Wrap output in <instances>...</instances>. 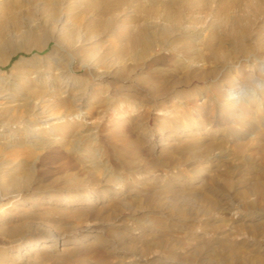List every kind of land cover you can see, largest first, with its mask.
I'll return each instance as SVG.
<instances>
[{"label":"rangeland","instance_id":"1","mask_svg":"<svg viewBox=\"0 0 264 264\" xmlns=\"http://www.w3.org/2000/svg\"><path fill=\"white\" fill-rule=\"evenodd\" d=\"M18 2L0 0V22L6 6L13 9L11 19L18 14L14 19L22 30L42 21L39 11L31 21L23 11L27 6L21 7ZM69 2L73 0H65L63 7ZM207 2L210 15L202 18L198 10L188 9L191 4L168 0H126L119 6L110 0L89 6L84 0L70 10L63 9L57 29L63 27L67 15L72 18L66 24L75 22L83 32L107 25L82 43L92 46L95 41L103 53L121 43L118 35L129 25L133 29L146 25L151 33L168 27V36L165 42L156 44L148 60L107 59L97 63L72 58L58 66L56 59L51 62L46 57L57 44L54 37L42 49L33 46L13 54L0 66V75L15 83L12 90L0 94V177L5 172L20 174L25 161L32 167L39 157L35 172L45 188L41 193L53 191L48 187L58 181L79 177L82 186L73 190L76 194L99 193L105 197L99 203L68 204L63 207L64 217L54 213L52 223L72 226L76 237L89 225H103L105 236L124 235L129 241L125 245L128 251L141 255L147 263L164 264L173 259L183 264L254 263L252 259L236 261L219 254L222 243L229 242L246 246L247 256L264 257V251L258 248L264 234H254L252 227L264 226V218L250 217L256 210L264 213L258 190L264 183V0ZM171 42V46H177L173 54L178 59H159L169 54ZM153 56L157 58L151 59ZM22 57L28 58L27 63L13 69ZM73 83L76 88H70ZM31 89H40L41 94L27 102L23 97L30 96ZM48 89L55 91L49 93ZM12 92L15 102L10 99ZM64 99L69 101L63 105ZM26 103L30 107L25 112ZM70 105L76 112L85 111L83 118L66 117L64 112ZM15 111L21 118L9 119ZM147 115L150 124H146ZM130 116L136 118L134 123L124 125ZM108 130H115L116 136L111 139ZM214 130L217 133H209ZM87 132L93 138L84 142V147L92 153H85L68 171L59 170L61 160L40 156L46 143H59L73 134H81L84 139ZM224 132L230 139L218 140ZM139 140L140 149L135 151L132 146ZM213 142L216 145L212 149ZM220 151L228 156L215 159ZM92 162L103 163L107 171L96 172ZM110 172L113 178L108 180ZM199 174L207 178L210 187H222L231 194L224 206L202 204L205 182L195 178ZM37 191L30 187L16 200L13 193L3 196L0 188V225L36 212L35 220H46L41 218L45 211L62 208ZM176 199L201 207L199 214L181 215ZM222 207L234 209L226 213ZM90 208L94 214L85 219L83 210ZM27 246L34 257L38 247ZM73 246L40 247L63 254L65 247ZM0 249L3 254L12 252L9 261L14 264L27 263L26 259L15 258L17 251H7L1 233ZM105 249L111 255V264H132L129 252ZM62 257L42 260L59 262ZM88 263V259L75 260V264Z\"/></svg>","mask_w":264,"mask_h":264},{"label":"bare ground","instance_id":"2","mask_svg":"<svg viewBox=\"0 0 264 264\" xmlns=\"http://www.w3.org/2000/svg\"><path fill=\"white\" fill-rule=\"evenodd\" d=\"M21 7L26 5L27 7L23 9L24 13L31 18V21H34L35 18L33 15L36 11L42 14V21L38 22V24L30 29L22 30L18 27L17 21H15V17L17 19L18 14L15 13L11 19L10 15L12 14L11 7L6 6L2 12L0 22V66L7 63L11 56L15 54L18 50H30L32 47H37L42 49L45 44L48 43L51 37H54L57 44L53 47L52 51L46 56L48 61L54 62L56 59L59 63L58 66L64 65L66 62H69L72 58L79 60L81 62H97V63H104L109 59L111 62L113 61H123L124 59L134 58L139 60H148L151 55L154 54V48L156 47L157 43L165 42V38L168 36V27H164L162 31L158 33H151L148 31V27L146 25H136L134 29L128 26L127 29L120 32V37H118V41L121 43L119 45H113L111 51L107 50L105 53L100 52V48L97 42L93 41L92 46H86L82 44L85 40H88L95 37L98 33L105 30L107 25L104 24L103 26H99L98 28L90 27L88 31H82L80 27L73 22L72 25L66 24L69 22V19L72 18L71 15H67L64 19L63 27L61 29H57L58 25L61 23V17L63 9L70 10L75 5L82 3L84 0H73V3H68L67 6L65 4V0H18ZM89 6L97 5L99 3L104 2L105 0H85ZM126 0H110L113 5L119 6ZM163 1V0H162ZM166 1V0H165ZM171 3H180L182 2L183 5L191 4L188 9H196L199 11L201 18L208 17L210 15L209 7H208V0H168ZM17 4V3H15ZM34 6L35 8H33ZM17 6H15L16 8ZM66 12V11H65ZM64 14V12H63ZM64 17V16H63ZM192 20H195L192 17ZM201 20V19H200ZM15 21L13 25H10V22ZM72 21H74L72 19ZM81 42V44L77 45V42ZM173 42L169 43V54H165L163 56L158 55L159 59H178V55L173 54V50L177 46H171ZM193 42H189L188 44L192 45ZM158 45V44H157ZM175 49V50H176ZM178 50V49H177ZM227 56H230L229 54ZM157 57L153 56L151 59L155 60ZM30 60V59H29ZM28 58L22 57L15 63L13 66L17 68L19 64L27 63ZM3 69L0 67V72ZM47 82V80H46ZM65 83L68 80L64 81ZM0 83L3 85L0 86V94L3 91L12 90V86L15 83L10 82L7 77L3 74L0 75ZM76 88V85L73 83L70 85V88ZM14 89V88H13ZM16 89V88H15ZM14 89V91H15ZM35 89L30 90V96L23 97L24 100L27 102L28 99L32 97H38L41 92ZM18 91V90H17ZM54 89H48L49 93L54 92ZM64 93V92H63ZM11 102L17 101L15 94L12 92L10 93ZM69 100L64 99V103L66 104ZM72 104V103H71ZM18 105V104H16ZM23 106V105H22ZM206 106V105H205ZM26 111H29L30 104H24ZM73 106H69L68 109L64 112V115L73 116V117H81L83 112H77L73 109ZM264 108V107H263ZM9 119L18 120L20 114L16 111L8 115ZM147 122L146 124H150V117L147 115ZM21 118V117H20ZM135 117L130 116L125 118L124 125L131 126L134 121ZM88 130V129H87ZM211 134L217 133L216 130L209 131ZM90 134V133H89ZM88 132L86 133V138L83 139L81 134H73L72 138H65L63 141L59 143L53 142L46 143V146H41L40 156H43L49 160H61L60 163V171H68L69 169L79 164V161L82 157H84L85 153H92L90 148L84 147V142H87L89 139L93 138V135H89ZM109 137L114 138L116 136L115 130H108ZM218 140L224 141L230 139L229 133H222ZM229 138V139H228ZM232 139V138H231ZM127 140V139H125ZM140 141V140H139ZM132 146V149L137 151L140 149L141 141ZM262 143H264V137H261ZM38 143V142H37ZM42 143V142H41ZM220 143V142H218ZM53 144V145H52ZM216 143H212V149L214 148ZM264 145V144H263ZM210 149V147H209ZM264 155V154H263ZM215 159L222 157H227L228 154L224 151H220ZM264 157V156H263ZM41 157L38 158L36 165L33 164L29 165L30 163L25 161L20 167L22 172L20 174H9L5 172L3 176L0 177V188L2 190V195L6 196L8 193H13V198L16 200L21 199L22 195L20 192H24L26 189L30 187L37 189V193H40L42 196L44 195L48 201H54L55 204L61 206V209L47 210L45 211V216L42 215L41 218L46 219L42 221L35 220L37 218L38 213H32L30 216L24 217L22 220H17L16 222L10 223V221L3 223L0 225V233L5 236V243L7 251H17V255L15 258L18 259H26L27 263L24 264H75V260L77 259H88L91 263L90 264H111L110 254L106 251L105 248L111 249L117 253H130V256L133 257L132 264H151L147 263L146 261H142L143 257L138 255L136 252L128 251L125 247L127 243H129L127 237L124 235L119 234L118 236L114 237H107L103 234L104 226L92 224L85 227L84 232L81 234L80 237H76L77 231L72 229V226H61L55 225L52 223V218H54V213L59 214V216H63V207H66L68 204L74 203H99L101 199L105 197L103 194L99 193H91L88 196H80L76 194L73 190L76 188H81L82 184L80 182L79 177H75L73 180H63V181H56L57 183L52 184L48 187L53 191H50L46 194L41 193L40 191L45 190L40 181V175H36L35 166L37 167L38 162H40ZM105 164V163H104ZM92 167L95 169L96 172L102 171L104 169L107 171V168H102L103 163L100 162H92ZM106 166V165H104ZM216 176V175H214ZM212 177L213 180H216V177ZM108 180L113 178V174L110 172L107 174ZM198 181H204V186L202 187V194H201V201L202 204L209 205L210 207H219L220 205L224 206V203L231 198V194L226 192L224 189L219 187H210L207 183V178L205 176L199 174L195 177ZM210 179V178H209ZM66 190L70 192H66ZM259 196L264 200V183L263 185L259 186ZM214 195V196H213ZM40 197V196H39ZM14 200V201H16ZM13 201V202H14ZM264 202V201H263ZM174 203L177 207V210L180 212L181 215L186 216H196L199 214L201 207L190 206L188 202L182 201L180 199L174 200ZM2 207V206H0ZM225 208L224 212L231 213L232 207H222ZM238 209V208H237ZM4 210V209H2ZM239 210V209H238ZM6 212V210H4ZM84 214L86 215L85 219H89L91 214H94L93 209L83 210ZM62 212V213H61ZM253 215L251 218L255 219H263L264 213L262 211H253ZM262 212V213H261ZM83 214V213H81ZM252 214V213H251ZM1 216H5L4 214ZM64 217V216H63ZM182 218V217H181ZM184 218V217H183ZM13 221V220H12ZM257 225V224H256ZM253 227L254 234H264V226L258 225ZM242 240V239H241ZM254 241V240H253ZM258 241V240H257ZM244 242V241H243ZM33 245V249L38 247V251L36 250V255L31 256L29 251V246L27 244ZM71 243L74 244L73 247H65L64 253H56L55 250H48L42 251L41 245L43 246H57L58 244H65ZM254 243H250L253 245ZM83 245H86L85 247ZM223 250L220 251L219 254H223L224 257H229L236 261L240 259L248 260L252 259L254 263H264V257L262 258H254L251 256H247L248 251L246 250L247 247L244 245H240L239 243L229 242L228 244L222 243ZM80 247V248H79ZM258 248L264 251V241L261 243ZM5 250V249H4ZM42 251V252H41ZM4 251L0 249V264H14V261H9V257L12 252H8L7 254H3ZM40 253L43 254L42 257L44 259H57L58 255H63L59 262H52L47 263L45 260H42L40 257ZM129 256V257H130ZM71 257V258H69ZM261 257V256H259ZM59 259V258H58ZM156 259V258H155ZM159 262V258H157ZM162 260V259H161ZM58 261V260H57ZM167 261V260H166ZM164 261V264H169L170 262H174V264H183L180 263L181 261L177 259L168 260L167 263ZM153 262V261H152ZM160 263V262H159ZM158 263V264H159ZM186 263V262H185ZM253 263V264H254ZM89 264V263H88ZM239 264V263H238Z\"/></svg>","mask_w":264,"mask_h":264}]
</instances>
